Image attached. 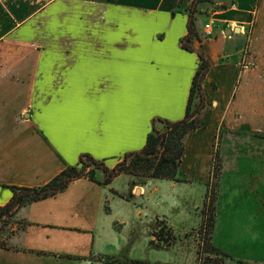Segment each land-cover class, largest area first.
<instances>
[{"label": "crops", "instance_id": "1", "mask_svg": "<svg viewBox=\"0 0 264 264\" xmlns=\"http://www.w3.org/2000/svg\"><path fill=\"white\" fill-rule=\"evenodd\" d=\"M192 2L0 0V207L11 200L10 187L44 186L82 155L112 169L145 147L154 119H184L199 63L182 46ZM228 7L209 11V35L196 15L208 37L194 48L211 69L206 110L185 139L178 174L190 182L209 181L222 127L264 134V0ZM83 182L100 186L82 178L22 209L20 218L28 223ZM51 214L55 221L58 212ZM18 254L0 248V264H17Z\"/></svg>", "mask_w": 264, "mask_h": 264}, {"label": "rangeland", "instance_id": "2", "mask_svg": "<svg viewBox=\"0 0 264 264\" xmlns=\"http://www.w3.org/2000/svg\"><path fill=\"white\" fill-rule=\"evenodd\" d=\"M222 1L199 6L198 25L203 24L204 31L209 11L221 7ZM93 176L105 179L100 171ZM208 180L176 184L149 180L134 186L121 175L110 186L83 182L55 204H44L28 223L19 213L4 218L0 238H9V248H18L17 264H106L104 256L120 261L115 264H201L206 257L200 254L202 211L207 191L213 189L217 193L213 245L229 257L226 264H264V134L219 129ZM32 220H44L45 226ZM162 222L173 229L176 238L171 246L154 238ZM26 226L30 232L23 242Z\"/></svg>", "mask_w": 264, "mask_h": 264}, {"label": "trees", "instance_id": "3", "mask_svg": "<svg viewBox=\"0 0 264 264\" xmlns=\"http://www.w3.org/2000/svg\"><path fill=\"white\" fill-rule=\"evenodd\" d=\"M214 2L215 0H193L187 9L188 34L182 39V46L187 52L196 53L199 63L190 88L184 119L177 122H170L161 118L154 119L152 131L148 135L145 147L139 152L126 154L112 169H109L104 161L95 160L90 155H82L78 166L68 167L44 186L33 188L10 187L13 196L5 206L0 207V224H3L2 220L4 218L12 219L22 209L34 203L55 198L64 193L72 183L82 178H88L100 186L111 185L113 180L121 175L128 176L131 180L130 183L134 186L137 183L145 185L146 181L149 180H166L175 183L189 182L178 177L182 156L185 151V138L198 129V119L206 110L204 82L211 69V62L204 52L194 48L195 41H202V35L196 26V15L199 13V6L202 3L213 4ZM228 8V6L223 5L217 10L224 11ZM215 88L214 85L213 89ZM158 126H161V128ZM95 171H100L105 175V179L102 182L97 181L93 176ZM216 173L218 176L220 170L217 169ZM208 187L210 188V185ZM216 202V191L213 189L207 191L200 229L201 234H203L200 240V254H206V257L201 264H226L225 261L229 258L216 248L212 241L216 218ZM23 224L20 221L21 229L25 227ZM161 227L154 234L155 240L166 246H171L176 238L173 229L163 222ZM7 239L9 240V238ZM7 239L2 240L0 238L1 249L10 250L6 242ZM104 258L106 259V264L120 263L119 260L113 257H101V259ZM136 264L147 263L138 261Z\"/></svg>", "mask_w": 264, "mask_h": 264}, {"label": "built area", "instance_id": "4", "mask_svg": "<svg viewBox=\"0 0 264 264\" xmlns=\"http://www.w3.org/2000/svg\"><path fill=\"white\" fill-rule=\"evenodd\" d=\"M232 2H233V0H223L222 1V3H220L219 5L220 6H223V5H225V6H230L231 4H232ZM212 25H213V23L211 22V23H208L206 26H205V30H206V33L209 35L210 33H211V31H212Z\"/></svg>", "mask_w": 264, "mask_h": 264}, {"label": "water", "instance_id": "5", "mask_svg": "<svg viewBox=\"0 0 264 264\" xmlns=\"http://www.w3.org/2000/svg\"><path fill=\"white\" fill-rule=\"evenodd\" d=\"M238 32V30L236 31V33ZM230 33V32H227V34Z\"/></svg>", "mask_w": 264, "mask_h": 264}]
</instances>
